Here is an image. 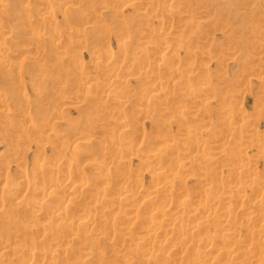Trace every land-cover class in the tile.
Instances as JSON below:
<instances>
[{
  "label": "rangeland",
  "instance_id": "374dc122",
  "mask_svg": "<svg viewBox=\"0 0 264 264\" xmlns=\"http://www.w3.org/2000/svg\"><path fill=\"white\" fill-rule=\"evenodd\" d=\"M0 3L1 6L3 5L0 8V18L4 20V30L8 29L9 33L7 36L0 34V58H2L0 59V169L3 170L0 173V238L4 246L20 248L23 255L22 261L24 260L22 262L16 257H13L15 259L9 258L10 256L4 253L5 256L0 255V264H62L61 261L53 263L49 258L35 257L33 254L42 247L41 245H43V250H50L52 254L59 255L60 259H58L63 258L68 264H124L123 262L126 263L128 260L125 256L133 258L134 261L130 260L131 264L134 262L142 264L146 258H142L140 252L135 251V253L137 252L135 255L133 250L125 249L129 240L133 237L135 239L140 237L138 247L143 251L144 246L141 244H144L148 238V224L146 223L150 221V215H152L149 213L165 211L167 208L171 212L173 209L174 212L181 210L178 208V203L170 206L172 210L169 205L165 206L167 204L164 202L166 197L163 198V195L159 194V197L156 195L154 203H152L151 196H146L149 189L161 188L167 179L170 181L168 177L166 179L162 177L158 181L156 177L155 179L151 176L149 171L158 166L171 174V170L177 169L175 165L176 167L182 166L180 170L178 169L179 171L185 168L187 175L184 173L183 175L186 177L182 176L184 179L181 177L182 179H177L175 183L173 182L175 180L172 181V179L171 182L168 181L170 184L167 182L169 186L165 185V187L171 188L169 190L166 187L169 191V193L166 192L167 195L176 199L179 197L177 200L180 201V198L186 195L191 198L190 194L194 193L192 197L195 200L192 198L189 200L195 202L188 201V203L195 209L196 205L201 202L199 200L201 195L209 194L210 201L208 200L206 204L200 206L203 210L199 208V212L204 211V216L211 214L212 217L216 212L219 215L226 213L225 220H223L225 214H223L224 216L220 215V217L223 216V218L221 217L223 224L215 221L216 224L212 218L208 223L213 222L212 224L215 223L216 227L221 226L222 230L223 227L226 226V229L228 226V231L221 232L220 227L221 231H218L215 226L214 230L213 226L208 223V226L211 227L207 228L206 224L202 228L206 234L212 230L214 235L211 233L207 235V238L212 240L215 238L214 242L218 241L220 244L218 243L219 245L216 246L217 244L215 245L213 241L204 243L207 247L202 245L201 251L203 255L206 254L204 257L207 258L208 254L209 257L200 264H216L217 260V264H250L251 262L259 264L264 261V0H3ZM45 11L49 12L47 17L43 16ZM1 30H3L2 27L0 33ZM38 36L41 38L39 39ZM190 39L194 40L192 41L194 43L186 45V41ZM123 42L126 46L119 48L120 44L118 43L122 44ZM4 48L6 51L2 53ZM108 48L114 50V56L106 59L103 54ZM143 48L145 51L147 49V53H143L145 55L141 54ZM9 50L11 52H7ZM6 52L7 54H4ZM94 53H100L96 54L98 58ZM164 56H166L165 62L162 63L160 58ZM110 62L115 67L118 65L117 68H114ZM109 63L111 70L113 68L114 71L118 70L116 73L112 71L114 75L117 74L120 77H117V80L121 81L123 77L127 76L120 83L117 80L111 82L109 76L112 74ZM87 76L88 79L90 77L89 80H93L89 82L91 85L87 83V86L90 85L89 92L82 91L80 87L85 83L83 80ZM157 79L161 80V85L157 84ZM79 88L81 93H78ZM149 89L160 90L159 92L163 90L165 96L155 93L153 94L157 96L155 99L149 97L147 95ZM65 96L70 99H64ZM156 99L157 101H155ZM150 100L153 101L150 102ZM117 101L118 103H116ZM106 109L109 112H106ZM140 109L141 111L144 109V112L141 113ZM179 111L184 114L182 117L185 120L180 116ZM93 112L97 113L95 114L97 120L94 117L91 118L94 116L91 115ZM177 112L181 119L177 116ZM223 113L224 115L228 113L233 120L226 119L227 115L226 118L223 117ZM110 116L111 119L113 116V121ZM119 116L120 118H116ZM24 117L32 119L35 126L24 123L22 121ZM108 117L109 121L106 120ZM114 118L124 122L127 126L122 125L128 129L125 130L121 127L122 130L117 129V131L118 120L116 121ZM6 119L10 120V123ZM48 119L56 123L50 127L51 130L48 129L50 132L44 129V133L40 126ZM43 120L44 122H42ZM104 123L105 125H103ZM107 123H109V127H106ZM192 125L196 126L193 128L194 131L189 127ZM93 128L96 129L95 132L90 133L89 130ZM108 129L109 131L112 129L116 134L111 132V136L108 135L110 134ZM196 129H198L197 132ZM120 131L123 134L128 131L127 137L122 136L121 133L117 134ZM42 135H45L44 140L39 143V137ZM114 135L116 138L118 137L116 140L120 141L121 139V144L116 142ZM119 135L122 136L120 139ZM51 136H54L55 140L52 139L50 143ZM248 137H253L254 141ZM85 138H88V143L81 146L80 142L84 143ZM112 138H114V141L112 140L114 143L110 140ZM45 139L48 141L47 144L44 143ZM75 139L77 140L75 141ZM101 140L104 143H101ZM61 141H63V145ZM189 142H196V144L198 142L197 150L195 145H193L194 149L191 146L188 147ZM239 142L246 145L242 146ZM252 143L253 145H251ZM78 144L80 147L77 148V151ZM87 144L89 145L87 146ZM124 144L125 148L127 146L130 149L123 150ZM38 146L41 148L38 149ZM85 146L86 150L83 148ZM233 146L238 147L234 148ZM259 146L261 149H258ZM87 147L90 149V153H88ZM83 149L85 151L83 152L85 153L83 154L84 158L87 156V159H83L84 163L81 161L83 156L79 155L82 154ZM123 152L127 155H123ZM89 154L90 156H88ZM233 154L238 158L236 159L235 156L233 158ZM71 155H74V159ZM146 155L151 160L148 166L141 163V159H144ZM208 155L212 157L211 164L214 166L203 162ZM114 157H117L115 161ZM120 157L125 159L121 160L125 163L116 169L118 168L116 163L118 160L120 161ZM75 159L82 163H78ZM47 160L49 166L44 167L45 169L40 168V164H47ZM62 160H65L63 164ZM66 160L69 163L72 161L73 164L76 162L75 167L72 166V163L68 165ZM236 160L240 162L237 161V163ZM202 162L205 167L208 166L207 170L210 173L207 175V170L204 169V172L202 170L207 175V177L204 176L205 178L201 172L202 166H204ZM183 165H185L184 168ZM65 166L67 168H64ZM98 166L104 169L101 170ZM112 166L113 168H111ZM52 167L55 168L54 171ZM59 168L60 170L57 171ZM105 170L113 173L112 177H107ZM115 170L118 171V174ZM49 171H53L54 176L63 180L60 188L51 186ZM183 172L185 171L180 173ZM21 173H26L23 174L26 179L20 180ZM231 173L237 174H234V177L231 176ZM246 173L247 175H245ZM95 174L97 175L96 179L94 178ZM98 175H103V179ZM105 177L108 179L106 180ZM83 179L84 182H80ZM202 179L208 180V183L211 182L206 185L203 183L204 180L201 183ZM242 180L248 181H245L247 182L246 186ZM215 181H218L217 184L222 183L224 188L222 186L218 189L211 187L215 185ZM241 181L244 182V185L240 183ZM10 183L13 184L10 186L11 188L8 187L11 185ZM239 185L243 186L239 188ZM74 186L81 188L78 189V187L79 191H76L73 190ZM37 188H40L41 191L39 189L36 191ZM196 188L202 192L199 193L200 191ZM107 189L110 190V195L107 194L108 192L106 193ZM224 189L226 195H231V199H233L230 200L229 205L228 202L225 203L227 210L223 211L224 204H215L210 209L209 205L213 197L225 195ZM243 189L244 191H242ZM34 190L37 192L36 196ZM80 190L82 191L80 192ZM125 190L126 192L130 190L128 193L136 196L133 197L131 203L125 205L127 210L132 207V210H128L130 212L128 215L136 218V221L133 220L128 224L129 219L126 218L128 215L125 217L127 219L125 221V218H121L125 215L115 218L112 214V211L115 210L114 207H118L115 204L119 197L118 192ZM185 190L192 192L187 194L188 192L186 191V193ZM210 190L218 195L214 196L209 192ZM237 190L240 194L238 196ZM239 190L242 192L240 193ZM255 190L256 193L257 190L260 193L257 198H255L256 193H253ZM39 191L41 194H38ZM102 191L105 192L102 193ZM183 191L184 194L186 193L185 195L182 193ZM207 191L208 193L204 195ZM166 193H163L164 196ZM115 195L118 197L115 198ZM12 198L17 199L13 201ZM113 198L116 202H113ZM238 198L239 200H237ZM95 199L96 202L98 201L97 203L94 201ZM134 199L138 201V203L135 201L137 204H133ZM90 202H95V204ZM146 203L148 204L145 206ZM37 205L43 208L40 211L46 215L44 219L46 217L48 219L54 213L62 212L67 215L66 223L58 228L54 226L55 229L50 230L52 233L48 230V236L46 235L48 231L43 235L41 230V234L38 233L37 226L40 228L44 223L40 222L43 220L38 221L32 213L33 210H39ZM35 207L36 209H32ZM89 208V211L93 212V217H96L93 222L83 223L80 216L85 211L84 209ZM233 210L235 211L232 212ZM229 211L231 212L229 213ZM189 212L191 211L189 210ZM129 216L128 218H130ZM255 216L260 221H256ZM146 217L145 226L142 224L144 223L142 219L144 220ZM228 220L229 223L231 222L230 224H227ZM251 220L252 222H250ZM192 221L193 219H190L187 222H191L189 225H193ZM224 221L226 222L224 223ZM158 222L159 220L156 221V223ZM70 223L75 226H72L73 232L65 227ZM88 223L90 224L87 225ZM123 223L127 225L128 231H123ZM33 224L37 229L35 226L33 227ZM235 228L238 232L232 231L234 240L223 236ZM209 229L210 231H206ZM143 230H146L145 234ZM202 231L197 232V236ZM92 232L93 236L96 233L100 235L94 236L95 241L91 237ZM175 233L176 231L171 232L173 235L169 233L168 236L163 232L162 234L158 233L157 236L160 238L157 237L156 241L160 239L163 245H160V241L159 245L162 247L157 246L156 249L154 246L157 244L154 245L149 241L146 242L148 244L145 245L146 249L144 250L149 251L151 248L152 251L158 252L159 249L160 251L163 249L164 252H162L166 255L158 252L161 257L156 260L157 264H175L174 261L176 264H186L187 262L189 264L191 263L189 261H192L191 264L197 263L195 260L199 259V256L196 255L200 248L194 247L190 239V244L187 242L186 247H182V249L179 246L181 242L179 234ZM202 233L197 238L201 237L202 240H206L203 237L206 234L203 233L202 236ZM75 234H78V238ZM95 237L98 238L95 239ZM257 237L258 239H256ZM63 238L73 242L69 246L60 248L58 241H65ZM134 238L133 240H135ZM169 238L174 240L170 241ZM219 238L222 243L218 240ZM179 247L181 252L183 250L182 253L175 251ZM204 247L205 250H203ZM228 249L235 251L231 255H226ZM125 250L127 255L124 254ZM254 250L262 251L261 253L259 251L258 254ZM83 251L88 252L89 257H83ZM192 252L196 257L192 256ZM222 252L225 253L222 254ZM176 253L180 255L177 256ZM252 255H255L254 260L251 258ZM242 256L246 259L240 258ZM246 260L249 261L246 262ZM156 261L154 262L156 263Z\"/></svg>",
  "mask_w": 264,
  "mask_h": 264
},
{
  "label": "bare ground",
  "instance_id": "6f19581e",
  "mask_svg": "<svg viewBox=\"0 0 264 264\" xmlns=\"http://www.w3.org/2000/svg\"><path fill=\"white\" fill-rule=\"evenodd\" d=\"M2 1H3V0H0V2H2ZM1 7H3V5L1 6V3H0V8H1ZM172 7H173V6H172ZM172 11H173V10H172ZM48 15H49V12H48V11H45V12L43 13V16H45V17H47ZM42 19H43V18H42ZM5 22H6V20H5ZM3 26H4V20H2V19L0 18V28L2 27V29H3V30H1L2 32L0 33L1 36H4V35L7 36V34L9 35V33L7 32L8 29H7V31H5L4 28H3ZM9 30H10V29H9ZM2 38H3V37H2ZM38 38L40 39L41 36H38ZM191 39H192V38H191ZM191 39L186 41V45H187V44L189 45V44L192 43V41H194V40H191ZM193 43H194V42H193ZM193 43H192V44H193ZM118 44H120V46H118L119 48H121V46H122V48H124L123 46H126L124 42H123L122 44H121V43H118ZM150 46H152V44H150ZM12 47H13V46H12ZM146 48H148V47H146ZM151 48L153 49V48H155V47H151ZM4 49H5V48H4ZM143 49H144V48H143ZM143 49L141 50V54H143V53H145V52L147 51V49H146V51H145V49H144V50H143ZM152 49H151V50H152ZM10 50H12V49H10ZM10 50L7 51V52H11ZM1 51H2V50H1ZM5 51H6V49H5L4 51H2V53L5 52ZM7 52L4 53V54H7ZM0 53H1V52H0ZM146 53H147V52H146ZM94 54H95V53H94ZM96 54L98 55V54H100V53H96ZM96 54H95V57L98 58V56H96ZM143 55H145V54H143ZM1 56H3V55L1 54ZM92 56L94 57V55H92ZM113 56H114V50L111 49V48L106 49V51H105L104 54H103V57L106 58V59L112 58ZM103 57H102V58H103ZM165 57H166V56L161 57V58H160V62H162V63L165 62V60H164ZM0 59H2V58H0ZM99 59H100V57H99ZM259 60H260V59H259ZM2 61H4V60H2ZM110 63L112 64V62H110ZM110 63L108 64V65H109V69H110ZM106 65H107V64H106ZM112 65H113V64H112ZM112 65H111V68H113V67H114V68H117V66H118V65H117V66L115 67V66L113 65V67H112ZM104 67H105V66H104ZM106 67L108 68V66H106ZM107 68H106V69H107ZM114 68H113V69H114ZM121 68H122V67H121ZM113 69H112V70L110 69V70H111V74L113 75V76H112V75L109 76L111 82H112V81H116L118 78H120V77L117 76V74L114 75V73H112V71L116 73V71H118V70L114 71L115 69H114V70H113ZM119 69H120V68H119ZM148 73H150V72H148ZM118 74H119V73H118ZM129 74H130V73H129ZM129 74H128V76H129ZM146 74H147V73H146ZM150 74H152V73H150ZM150 74H149V76L151 77ZM120 75L122 76L121 73H120ZM124 76H125V75H124ZM117 77H118V78H117ZM122 77H123V76H122ZM122 77H121V78H122ZM125 77H127V76H125ZM125 77H123V79H122L121 81H123V80L125 79ZM147 77H148V76H147ZM84 78H85V77H84ZM84 78H83V79H84ZM116 78H117V79H116ZM145 78H146V77H145ZM89 79H90V77H89ZM89 79H88V76H87V78H85V80H83V82L85 81V83L82 84L83 86L80 85V87L82 88V89H81L82 91H83V90H86V91L89 90V91H90L89 88H90V85H91V84H90L89 82H90L91 80H89ZM146 79H147V78H146ZM92 81H93V80H92ZM92 81H91V82H92ZM108 81H109V80H108ZM118 81H119V80H117V82H118ZM121 81H119V83H120ZM157 81H158L157 84H159V83H160V85L162 84V83L160 82V81H161L160 79H157ZM263 81H264V80H263ZM109 82H110V81H109ZM87 83L90 84V85L87 86V85H88ZM112 83H113V82H112ZM112 83H111V84H112ZM115 83H116V82H115ZM92 86H93V85H92ZM108 86H109V85H108ZM110 86H112V85H110ZM157 86H158V85H157ZM160 87L162 88V86H160ZM155 89H156V87H155ZM79 90H80V88L78 89V91H79ZM157 90H158V89H157ZM82 91H81V92H82ZM86 91H85V92H86ZM89 91H88V92H89ZM159 91H160V90L156 91V90L153 89V91H152V90L149 89V92L147 93V95H148L149 97H152V98L155 99L157 96H155V95H153V94H155V93H158V95H164V94H165L164 92H162L163 90H161L162 93L159 92ZM198 91H199V89H198ZM198 91H197V92H198ZM201 91H203V89H201ZM81 92L79 91L78 93H81ZM199 92H200V91H199ZM199 92H198V93H199ZM163 93H164V94H163ZM68 95H70V94L68 93ZM66 96H67V95H66ZM66 96H65L64 99H67V100L70 99L69 97H66ZM153 96H154V97H153ZM164 96H165V95H164ZM72 97H73V95L71 96V98H72ZM144 97H145V95H144ZM159 98H161V97L159 96ZM148 99H149V98H148ZM144 101H145V100H144ZM144 101H143V103H144ZM148 101H149V100H148ZM151 101H153V100H150V102H151ZM155 101H157V99H156ZM155 101H154V102H155ZM116 103H118V101H117ZM119 104H120V103H119ZM152 104H153V103H152ZM105 105H107V104H105ZM122 105H123V102H122ZM141 105H143V104H141ZM145 105H146V104H145ZM120 106H121V104H120ZM147 106H149V105H147ZM147 106H146V107H147ZM102 107H103V106H102ZM105 107H106V106H105ZM118 107H119V106H118ZM140 107L143 108V106H140ZM151 107H152V106H151ZM138 108H139V107H138ZM142 108H141V109H142ZM141 109H140V112H141V113H142V111L144 112V109H143L142 111H141ZM148 109H149V108H148ZM145 110H146V109H145ZM137 111H139V110L137 109ZM148 111H149V110H148ZM94 112H96V111L94 110ZM94 112L91 114V115H94V116H91V118L94 117V118L96 119L95 114H97V113H94ZM106 112H109V110L107 111V109H106ZM106 112H105V113H106ZM140 112H138V113H140ZM146 112H147V111H146ZM146 112L144 113V115L146 114ZM179 112H180V111H179ZM105 113H104V114H105ZM225 113H226V112H225ZM106 114H108V113H106ZM147 114H148V113H147ZM177 114H178L177 116H179V115L181 114V112H180V114L177 112ZM108 115H109V114H108ZM118 115H119V114H118ZM183 115H184V114H181L180 116L182 117ZM226 115L228 116V118L225 117ZM96 116H97V115H96ZM104 116H105V115H104ZM116 116H117V115H116ZM121 116H122V115H121ZM137 116H138V115H137ZM180 116H179V117H180ZM229 116H230V115H229L228 113L225 114V115H224V113H223V117H225L226 119H232V118L229 117ZM97 117H99V115H98ZM106 117H107V115H106ZM106 117H105V118H106ZM114 117H115V116H114ZM122 117H123V116H122ZM122 117H121V118H122ZM179 117H178V118H179ZM181 117H180V119H181ZM232 117H233V116H232ZM116 118H120V116H119V117H116ZM116 118H114V119L116 120ZM182 118L184 119V117H182ZM246 118H247V117H246ZM21 119H22V118H21ZM21 119H20V120H21ZM59 119H61V118H59ZM110 119H111V116H110ZM112 119H113V116H112ZM112 119H111V120H112ZM139 119H140V118H139ZM247 119H248V118H247ZM6 120H7V119H6ZM20 120H19V121H20ZM53 120H54V119H53ZM96 120H97V119H96ZM99 120H100V118H99ZM106 120L109 121V117H108ZM117 120H118V119H117ZM117 120H116V121H117ZM119 120H120V119H119ZM119 120L117 121V123L114 121V122L116 123V126L119 127V128H117V127L115 126V127H116V130H117V129H118V130L121 129V127H122V129H123L124 126L126 125L124 122L122 123V122H120ZM121 120H123V119H121ZM184 120H185V119H184ZM232 120H233V119H232ZM7 121H8V120H7ZM22 121H23L24 123H26V124H30V125H32V126H33V125L35 126V124H34L35 122H33V120L30 119L29 117H24V118L22 119ZM103 121H104V120H103ZM112 121H113V120H112ZM133 121L135 122V120H133ZM139 121H140V120H139ZM42 122H44V120H43ZM125 122L127 123V121H125ZM230 122H231V120H230ZM232 122H233V121H232ZM8 123H10V120L8 121ZM55 123H56V122L50 121V119L46 120L44 123H42V125H43V126L45 125V126H44V127H43L42 125L40 126V128L43 129V130H41V131L44 132V129H47V131L50 132V130H51L50 127H51L52 125H54ZM105 123H106V122H105ZM105 123H104L103 125H105ZM109 123H111V122H109ZM109 123H107V126H106V127H109V125H108ZM5 124H6V121H5ZM122 124H123L124 126H123ZM20 125H21V124H20ZM36 125H38V124H36ZM128 125H129V124H128ZM99 126L101 127V125H99ZM99 126H97V128H98ZM126 126H127V125H126ZM230 126H231V125H230ZM25 127H26V126H25ZM100 127H99V128H100ZM111 127H112V126H111ZM189 127H190V129L193 130V131H194L193 128H196V126H193V125H192V126H189ZM189 127H188V128H189ZM23 128H24V126L22 127V129H23ZM113 128H114V127H113ZM113 128H112V129H113ZM34 129H35V128H34ZM38 129H39V127H38ZM48 129H50V130H48ZM75 129H76L75 131H77V128H75ZM93 129H94V131H93ZM93 129H92V130L90 129L91 131L89 130V132H90V133H91V132L94 133L96 129H95V128H93ZM100 129H102V128H100ZM109 129H110V128H109ZM109 129H108L107 131H109ZM112 129L109 131L110 134H108V135H110V136H111V132H114V131H115V130H114L115 128L113 129L114 131H112ZM122 129H121V130H122ZM124 129L127 130L128 128H124ZM232 129H233V128H232ZM36 130H37V129H36ZM102 130H103V129H102ZM118 130H117V131H118ZM197 130H198V129H196L195 131L197 132ZM117 131H116V132H117ZM123 131H124V130H123ZM121 132H122V131H120V132L117 133V134H120ZM127 132H128V131H127ZM127 132H125V134L121 133L122 136L125 135V137H127V136H126V133H127ZM44 133H45V132H44ZM53 133H54V132H53ZM251 133H252V132H251ZM47 134H49V133H47ZM51 134H52V133H51ZM114 134H116V133L114 132ZM49 135H50V134H49ZM90 135H93V134H90ZM194 135H195V134H194ZM251 135L253 136V134H251ZM87 136H88V135H87ZM110 136H109V138H110ZM114 136H115V135H114ZM120 136H121V135H119V139L122 137V136H121V137H120ZM25 137H26V136H25ZM43 137H45V135H42V136L39 137V139H40L39 143H42V142H43V140H44ZM49 137H50V136H49ZM51 137H52V138H50V140H49L50 143L52 142L51 140L54 138V136H51ZM56 137H57V136H56V134H55V138H56ZM88 137H89V136H88ZM90 137H91V136H90ZM125 137H124V138H125ZM246 137H247V136H246ZM246 137H245V139H246ZM117 138H118V137H117ZM117 138H116V136H115V140H116ZM248 138H249V137H248ZM250 138H251V137H250ZM250 138H249V139H250ZM252 138H253V137H252ZM252 138H251L250 140H252ZM46 139H47V138H46ZM46 139H45V140H46ZM48 139H49V138H48ZM77 139H79V138H77ZM77 139H75V141H76ZM85 139H86V140H85ZM85 139H82L83 141L85 140L84 143H81V142H80L81 146H82V145L84 146V144L88 143V141H87L88 138H85ZM242 139H244V138H242ZM249 139H247V140H249ZM53 140H55V139H53ZM82 140H80V141H82ZM89 140H90V138H89ZM102 140H103V139H102ZM102 140L100 141L101 143L103 142ZM110 140H111V141H112V140L114 141V138H112V139H110ZM124 140H125V139H124ZM240 140H241V139H240ZM78 141H79V140H78ZM78 141H77V142H78ZM83 141H82V142H83ZM113 141H112V142H113ZM117 141H118V140H116V142H117ZM120 141H121V139H120ZM120 141H118V142H120ZM122 141H123V140H122ZM241 141H242V140H241ZM252 141H254V140H252ZM46 142L48 143L47 140H46L44 143L47 144ZM77 142H76V143H77ZM89 142H90V141H89ZM100 142H98V143H100ZM112 142H110V143H112ZM246 142H247V141H245V143H246ZM62 143H63V141H61V144H62ZM103 143H104V142H103ZM107 143H108V142H107ZM110 143H109V145H110ZM113 143H114V142H113ZM122 143H123V142H122ZM130 143H132V142H130ZM239 143H240V142H239ZM248 143H249V142H248ZM80 144H78V146L76 147V149L80 147ZM118 144H119V143H118ZM120 144H121V142H120ZM187 144H188V143H187ZM189 144H190V145H189ZM189 144H188V147L191 146L193 149H194V147H196L195 149L197 150L198 142H197V144H196V142H195V143H193V142L190 143V142H189ZM240 144H241V143H240ZM246 144H247V143H246ZM246 144H245V145H246ZM41 145H42V144H41ZM62 145H63V144H62ZM88 145H89V144H87V146H88ZM101 145L103 146L104 144H101ZM105 145H106V143H105ZM122 145H123V144H122ZM122 145H121V147H122ZM126 145H127V144H126ZM128 145H129V143H128ZM131 145H133V143H132ZM193 145H195V146L193 147ZM236 145H237V144H236ZM241 145H242V146H245V145H243V143H242ZM251 145H253V143H252ZM106 146H107V145H106ZM112 146H113V145H112ZM114 146H115V145H114ZM116 146H117V145H116ZM118 147H119V146H118ZM118 147H116V148H118ZM233 147H234V146H233ZM235 147H238V146H235ZM235 147H234V148H235ZM240 147H241V146H240ZM249 147H250V146H249ZM260 147H261V146H259L258 149H261ZM40 148H41V147L38 146V149H40ZM83 148L86 150V146L83 147ZM87 148H88V147H87ZM126 148H127V146H126ZM126 148H125V144H124V147H123L122 149L124 150V149H126ZM128 148L130 149V147H128ZM128 148H127V149H128ZM241 148H243V147H241ZM80 149H81V148H80ZM84 149H83V151H82V154H79V155H82V156H83V157H81V161H82L83 163H84L83 159H87V156H86V158H84V155H83V154H85V153H83V152H85ZM122 149H121V150H122ZM232 149H233V148H232ZM237 149H238V148H237ZM87 150H89V152H88V151H87V152L90 153V149L88 148ZM118 150H120V149H118ZM121 150H120V151H121ZM233 150H234V149H233ZM239 150H240V149H239ZM72 151H73V150H72ZM74 151H75V149H74ZM77 151H78V149H77ZM241 151H242V150H241ZM125 152H126V151H125ZM125 152H123V155L126 154V153H128L129 151H127L126 153H125ZM233 152H234V151H233ZM258 152H259V150H258ZM75 153H77V152H75ZM88 153H87V154H88ZM70 154H71V153H70ZM72 154H74V152H72ZM237 154H239V153H237ZM75 155H76V154H75ZM126 155H127V154H126ZM71 156H72V159H74V158H73L74 155H71ZM88 156H90V154H89ZM128 156H129V155H128ZM128 156H127V157H128ZM229 156H230V152H229ZM231 156H232V154H231ZM234 156L236 157V155L233 154V158H235ZM78 157L80 158V156H78ZM143 157H144V156H143ZM143 157H142V158H143ZM146 157H147V155L144 157V159H141V163H143V165L145 164L144 166H148V163L151 161V160H150V157H147V158H146ZM255 157H256V156H255ZM115 158H117V157H114V159H113V158H112V159L115 161ZM237 158H238V157H236V159H237ZM54 159H55V158H54ZM56 159H57V158H56ZM60 159H61V158H60ZM60 159H59V160H60ZM64 159H65V158H64ZM77 159H78V158H77ZM122 159L125 160L123 157H122V158L120 157V161L118 160L117 163L115 162L116 164H118L117 166L115 165L116 167L124 165L125 162L121 161ZM239 159H240V157H239ZM75 160H76V159H75ZM193 160H195V159H193ZM240 160H241V159H240ZM63 161H65V160H62V161H61L62 164H63ZM66 161H67V160H66ZM76 161H77L78 163H82L80 160H76ZM211 161H213V160H212V157H210V156L208 155V157L205 158V160H204L203 162H204L205 164L209 165V163L211 164ZM237 161H239V160H236V162H237ZM246 161H247V160H246ZM246 161H245V162H246ZM51 162H52V161H51ZM51 162H50V163H51ZM67 162H68V161H67ZM203 162H202V163H203ZM239 162H240V161H239ZM46 163H47V164H40L39 167H40V168H44V167L46 168L47 165L49 164L48 160L46 161ZM59 163H60V162H59ZM70 163L73 164L72 161H71ZM70 163L68 162V165H69ZM110 163H111V162H110ZM181 163H182V162H181ZM204 163H203V164H204ZM237 163H238V162H237ZM64 164H65V163H64ZM74 164H76V162H75ZM74 164L72 165L73 167H75ZM101 164H102V163H101ZM101 164H100V165H101ZM205 164H204V166H202L203 168L201 167V168H202V169H201V172H202V170H203V172H204L205 170L209 169V168H207V167H208L207 165H206L207 167H205ZM243 164H244V161H243ZM246 164H247V163H246ZM246 164H245V165H246ZM52 165H53V164H52ZM55 165H57V164H55ZM68 165H66V166L69 167ZM113 165H114V164H113ZM177 165H178V164H177ZM211 165L214 166L213 164H211ZM211 165H210V166H211ZM48 166H49V165H48ZM53 166H54V165H53ZM58 166H59V165H58ZM66 166H65L64 168H67ZM70 166H71V165H70ZM72 166H71V167H72ZM101 166H102V165H101ZM115 166H114V167H115ZM184 166H185V165H183V168H184ZM242 166H243V165H242ZM54 167H55V166H54ZM73 167H72V168H73ZM98 167H99V166H98ZM103 167H105V166H103ZM153 167H154V166H153ZM153 167H152V168H153ZM181 167H182L181 165H179L178 167H176V165H175V168H177V169L171 170V174H170V172H165V171H163V169H162L161 167H158V166H157V167L155 166V168H153V169L150 168L151 170L149 171V173H150L151 176H153L154 178L156 177V178L158 179V181H159L160 178L162 179V177H163V179H166V178L168 177V178H170V181H169L168 179H167V181L165 180L166 182H165V184L163 183L164 186L162 185L161 188H156V189L151 188V189H149L148 192L146 191V192H147L146 196H147V197H150V196H151V198L153 199V201H152L151 198H149V200H151L152 203H154V201L156 200V199L154 200V198H155L156 195H158V197H159V194H160V196L163 195V198L166 197L165 200H164V202L167 203V204H165V206L169 205V207H170L171 205H174L175 203H176V205H177V203H178V208H180L181 210H180V212H179V210H176V211L174 212V209H173V212H171V211H169V208H167V210H165V211L162 210V211H160V212H155V213L151 212V213H149V214H152V215H150V221L148 222V220H147L148 223H146V224H148V225H147V226H148V227H147V234H148V238H147V240H148V241L146 240V242L151 241L150 243H153L154 245L157 244L156 246H154V247L157 249V246L159 247L160 245H163V244L161 243L162 241H161L160 239H159L158 241H156L158 238H160L159 236H157L158 233L162 234V232H163L166 236H168L169 233L171 234V232L174 233V231H176L175 234H177V235L179 234L178 237H179L180 239H179V238H178V239H179V241L181 240V242L179 243V244H180L179 246H180L181 248H182V247H186V243H187V242H188L187 244H190V241H189L190 239H191V244H192L194 247L197 246V248H200V250H199L198 253H197L198 255H196V256H199V259L196 258L197 260H195V261H197V263L195 262V264H198V263L200 264V263L205 262V260L209 257V254L207 255V258L204 257V255H206V254L204 253V255H203V253H202V251H201L203 246L207 247L206 245H204V243H208V242H212V241H213V243H214L215 245L217 244L216 246H218V245L220 244L218 241H216L217 243L214 242L215 238H213L214 240H212L211 238H207V235H210L211 233H213L212 230L210 231L211 228H210L209 230H206V231H210L209 234H208V232H207V234H206V233H205V230H204V232H203V231H202V230H203L202 228H203L208 222H211V218H212V221H214V222H215V221H217V222H221V223L223 224V221H221V219H222L223 216H224L223 214H225V216H224V218H223V220H225L226 213H223V214L221 213V214L223 215V216H221V217H222V218H221V217H220L221 214L219 215V213H217V212L213 214V217H212L211 214H210V215H207V216H204V211H200V212H199V210L202 208V207L200 208V206H203V205L206 204L207 201L209 200V194H207L208 197H207V195H206V193H208V191L205 192V194H204V195H206V196L201 195V197H203V198L200 197L199 200H201V202H199L200 204L198 203L199 205L197 204L196 207L194 206L195 209H193V207H192L193 205L191 206V205L188 203V201H190L189 199H191V198H192V200L194 199V198L192 197V194H194V193H192V194L189 193V192H192V191H189V192H188V191H187L188 189L185 190V192H186V191L188 192V193L186 192L187 194H190V195H191V198H189L190 196L186 195L185 197L180 198V201L177 200L179 197H177V199H176V198H172L171 196L167 195V194L169 193V191H167V188H168V189L171 188V187H168V186H169L168 183L171 182V179H172V181L175 180V181H173V182L175 183V182L177 181V179H180L182 176L187 175L185 168H184V170H181V171H185V172H183L182 174L180 173L181 171H179V170L181 169ZM216 167H217V166H216ZM238 167H239V166H238ZM250 167H251V166H250ZM45 168H44V169H45ZM99 168H100V167H99ZM106 168H107V167H106ZM111 168H113V166H112ZM183 168H182V169H183ZM210 168H212V167H210ZM239 168H240V167H239ZM47 169H48V168H47ZM47 169H46V170H47ZM50 169H51V165H50ZM54 169H55V168H54ZM54 169H53V167H52V170H53V171H54ZM62 169H63V168H62ZM69 169H70V168H69ZM100 169L103 170L104 168H103V169L100 168ZM108 169H109V168H108ZM116 169H119V167L116 168ZM178 169H179V170H178ZM204 169H205V170H204ZM214 169H216V168L214 167ZM242 169H243V168H242ZM48 170H49V169H48ZM58 170H60V168L57 169V171H58ZM63 170H64V169H63ZM112 170H113V169H112ZM112 170H111V171H112ZM212 170H213V168H212ZM212 170H211V171H212ZM216 170H217V169H216ZM237 170H238V168H237ZM2 171H3V170L0 169V173H2ZM53 171H52V172L49 171V172L51 173V174H50L51 180H50V177L48 176V177H49V180L51 181V186H52V187H55V188H57V187L60 188V186H61V184H62L61 181H63V180H59V179L57 178L58 176L56 177V175L54 176V172H53ZM57 171H56V172H57ZM99 171H100V170H99ZM105 171H106V170H105ZM115 171H117V170H115ZM115 171H114V172H115ZM209 171H210V170H209ZM234 171H235V169H234ZM47 172H48V171H47ZM69 172L71 173V171H69ZM101 172H102V171H101ZM106 172H107V171H106ZM203 172H202L203 177H204V176L207 177V175H208V173H209L208 170L206 171L207 173L205 172L207 175L204 174ZM231 172H232V171H231ZM246 172H247V171H246ZM52 173H53V176H52ZM94 173L97 174V172H94ZM94 173H93V174H94ZM184 173H185V175H183ZM248 173H249V172H248ZM23 174H26V173H21V178H20V180H21V179H26V178H24ZM35 174H36V173H35ZM57 174H58V172H57ZM96 174H95L94 178L97 176ZM101 174H103V173H101ZM117 174H118V171H117ZM169 174H170V175H169ZM202 174H200V175H202ZM209 174H210V173H209ZM212 174H213V173H212ZM231 174H232V175H231ZM231 174H229V175L234 176V174H237V173H234V174L231 173ZM111 175H113V173L111 174L110 171L106 173V176H107V177H110ZM115 175H116V174H115ZM168 175H169V176H168ZM214 175H215V174H214ZM217 175H218V174H217ZM245 175H247V173H246ZM251 175H252V174H251ZM35 176H37V175H35ZM98 176H99V175H98ZM101 176H102V178H101ZM101 176H99V177H100L101 179H103V175H101ZM248 176H249V175H248ZM107 177H105L106 180L108 179ZM111 177H112V176H111ZM185 177H186V176H185ZM216 177H217V176H216ZM234 177H235V176H234ZM236 177H237V176H236ZM156 178H155V179H156ZM182 178H183V177H182ZM182 178H181V179H182ZM201 178H202V177H201ZM204 178H205V177H204ZM239 178H240V177H239ZM239 178H238V179H239ZM263 178H264V177H263ZM80 179H81V178H80ZM95 179H96V178H95ZM181 179H180V180H181ZM183 179H184V178H183ZM198 179H199V178H198ZM211 179H212V178H211ZM218 179H219V178H218ZM221 179H222V178H221ZM241 179H242V178H241ZM247 179H248V178H247ZM261 179H262V178H261ZM261 179H260V180H261ZM33 180H34V179H33ZM98 180H99V178H98ZM104 180H105V179H104ZM104 180H103V181H104ZM199 180H200V179H199ZM199 180H198V181H199ZM203 180H204V179L201 180V183H202ZM212 180H213V179H212ZM234 180H235V178H234ZM236 180H237V178H236ZM34 181H35V180H34ZM39 181H40V180H39ZM81 181L84 182V179H83V180H80V182H81ZM86 181H87V180H86ZM100 181H101V180H100ZM168 181H169V182H168ZM206 181H207V182H206ZM242 181H244V180H242ZM242 181L240 182L241 184H243V183H244L245 181H247V180H245L243 183H242ZM248 181H249V179H248ZM248 181H247V182H248ZM25 182H26V181H25ZM35 182H36V181H35ZM104 182H105V181H104ZM167 182H168V183H167ZM199 182H200V181H199ZM210 182H211V181H210ZM210 182H209V183H210ZM217 182H218V181H217ZM217 182L215 181V185H214V186H211V187H215L216 189H218L220 186H222V183H221V184H220V183L217 184ZM224 182H225V181H224ZM247 182H245V183H246L245 186L247 185ZM262 182H263V180H262ZM7 183H8V182H7ZM36 183H37V182H36ZM166 183H167V184H166ZM197 183H198V182H197ZM203 183H205V184L207 185L208 180H204ZM209 183H208V184H209ZM10 184H11V183H10ZM105 184H106V183H105ZM169 184H170V183H169ZM195 184H196V183H195ZM205 184H203V185L205 186ZM213 184H214V183H213ZM257 184H258V182H257ZM257 184H253V185H257ZM6 185H7V184H6ZM12 185H13V184L9 185L8 187L11 188L10 186H12ZM21 185H22V184H20V187H22ZM23 185H24V184H23ZM32 185L34 186V184H32ZM63 185H64V183H63ZM63 185H62V187H64ZM165 185H168V186H166L167 188L165 187ZM197 185H198V184H197ZM197 185H195V186H197ZM199 185H202V184L199 183ZM243 185H244V184H243ZM243 185H241V186H243ZM249 185H250V182H249ZM14 186H15V185H14ZM79 186H80V185H79ZM79 186H78V187H79ZM241 186L239 185V188H240ZM250 186H251V185H250ZM258 186H259V184H258ZM17 187H18V186H17ZM62 187H61V188H62ZM74 187H75V186H74ZM78 187H77V188H78ZM197 187H198V186H197ZM199 187H200V186H199ZM206 187H208V186H206ZM222 187H223V186H222ZM248 187H249V186H248ZM77 188L75 187L73 190H76V191H77V190L80 189L81 187H79L78 189H77ZM107 188H108V187H107ZM186 188H188V187H186ZM186 188H184V189H186ZM200 188H201V187H200ZM223 188H224V187H223ZM236 188H237V187H236ZM244 188H245V187H244ZM254 188H255V187H254ZM38 189L40 190V188H37L36 191H37ZM52 189H53V188H52ZM82 189H83V187H82ZM103 189H105V188H103ZM190 189H191V188H190ZM196 189L199 190V188H196ZM201 189H202V188H201ZM256 189H257V188H256ZM260 189H261V188H260ZM46 190H47V189H46ZM50 190H51V189H50ZM118 190H119V189H118ZM120 190H121V189H120ZM122 190H123V189H122ZM169 190H170V189H169ZM208 190H209V189H208ZM213 190H214V189H213ZM213 190H212V191H213ZM226 190H227V189H226ZM34 191H35V190H34ZM36 191H35V192H36ZM40 191H41V190H40ZM40 191H39V192H40ZM54 191H55V190H54ZM78 191H79V190H78ZM81 191H82V190H80V192H81ZM105 191H106V193L108 192L107 194H109V191H110V190L108 191V189H107V190H105ZM105 191H104V192H105ZM129 191H130V190H129ZM129 191H128V192H129ZM195 191H196V190H195ZM195 191H194V192H195ZM199 191H200V190H199ZM202 191H203V189H202ZM202 191H200L199 193H201ZM214 191L217 192V190H214ZM214 191L211 192V190H210L209 192L213 193L214 196H215L216 194L214 193ZM218 191H219V190H218ZM229 191H230V190H229ZM232 191H233V190H232ZM239 191H240V193H241L242 191H244V189H243L242 191H241V190H239ZM258 191H259V190H257V193H256V190L253 192L254 194L256 193V197H255V198H257L258 194H260V193H258ZM35 192H33V193H35ZM39 192H38V194H41V192H40V193H39ZM49 192H50V191H49ZM97 192H98V191H97ZM104 192L102 191V193H104ZM128 192H126V190H125V191H120V192H118V193H119V197L115 195V198L118 197V198H117V199H118L117 202H116L115 199L113 198V199H114L113 202H116L115 204L118 205L117 208L114 207L115 210H113V211H115V212H113V211L111 210V211H112V214L115 216V218H119V217L125 215L124 217H121V218L124 219V218L128 215V212L130 211V209L132 208V207H131L130 209H128V210H129V211H128V210H127V207H126L125 205L131 203V202L133 201V197H136V196H135V195L132 196V194H129L130 192H129V193H128ZM166 192H168V193H166ZM224 192H225V189H224ZM227 192H228V191H227ZM236 192H237V196L240 195V194H238V193H239L238 190H237ZM54 193H55V192H54ZM118 193H117V194H118ZM163 193H166V196H164L165 194H163ZM170 193H171V192H170ZM182 193L184 194V191H183ZM186 193H185V194H186ZM251 193H252V192H251ZM185 194H184V195H185ZM213 194H212V196H213ZM229 194H230V193H229ZM229 194H228V195H229ZM36 195H37V192L35 193V196H36ZM109 195H110V194H109ZM113 195H114V194H113ZM171 195H172V194H171ZM210 195H211V194H210ZM217 195H218V194H217ZM217 195H216V196H217ZM233 195H234V194H233ZM250 195H251V194H250ZM250 195H249V196H250ZM111 196H112V195H111ZM195 196H196V195H195ZM242 196H243V195H242ZM8 197H9V196H8ZM37 197H38V196H37ZM37 197H36V198H37ZM106 197H107V196H106ZM113 197H114V196H113ZM156 197H157V196H156ZM173 197H174V196H173ZM175 197H176V196H175ZM210 197H211V196H210ZM239 197H240V196H239ZM244 197H245V196H244ZM251 197H253V196H251ZM251 197H250V198H251ZM17 198H18V197H17ZM17 198H15V200H16ZM95 198H96V197H95ZM236 198H237V197H236ZM12 199H13V198H12ZM12 199H11V200H12ZM135 199H136V198H135ZM135 199H134L133 204H137V203H138V201H136ZM210 199H211V198H210ZM253 199H254V197H253ZM263 199H264V197H263ZM15 200L13 199V201H15ZM74 200H75V199H74ZM74 200H72V201H74ZM145 200H146V199H145ZM162 200H163V199H162ZM194 200H195V199H194ZM212 200H213V202H212ZM212 200H211V202H210L211 204L209 205L210 209H211V207H214L215 204H218V205H219V204H221V205L224 204V205H225V203L228 202V205H229L230 200L232 201L233 199H231V195H230V196H227V195H226V192H225V195H222V196H219V197H213ZM237 200H239V198H238ZM237 200H235V201H237ZM242 200H243V199H242ZM1 201H2V200H1ZM90 201H91V200H90ZM94 201L96 202V199H95ZM135 201H136L137 203H135ZM209 201H210V200H209ZM246 201H247V200H246ZM251 201H252V200H251ZM92 202H93V201H92ZM95 202H94V203H91V202H90V203H91V204H95ZM97 202H98V201H97ZM97 202H96V203H97ZM190 202H195V201H190ZM252 202H253V201H252ZM17 203H18V202H17ZM149 203H151V202L149 201ZM213 203H214V204H213ZM237 203H238V202H237ZM243 203H245V202H243ZM15 204H16V203H15ZM91 204H90V205H91ZM99 204H100V203H99ZM115 204H113V205L116 206ZM147 204H148V203H146L145 206H146ZM192 204H193V203H192ZM212 204H213V205H212ZM258 204H259V202H258ZM131 205H132V204H131ZM131 205H130V206H131ZM142 205H143V204H142ZM150 205H151V204H150ZM152 205H153V204H152ZM163 205H164V204H163ZM211 205H212V206H211ZM224 205H223V207H222V208H223V211H224V209L226 208L227 204H226L225 206H224ZM31 206H32V205H31ZM37 206H38V205H37ZM91 206H92V205H91ZM135 206H136V205H135ZM179 206H180V207H179ZM190 206H191V207H190ZM197 206H198V207H197ZM216 206H217V205H216ZM38 207H39V206H38ZM148 207H149V206H148ZM167 207H168V206H167ZM173 207H174V206H173ZM206 207H207V206H206ZM219 207H220V206H219ZM230 207H231V206H230ZM236 207H237V205H236ZM252 207H253V205H252ZM258 207H259V206H258ZM128 208H129V206H128ZM174 208H175V207H174ZM178 208H177V209H178ZM199 208H200V209H199ZM32 209H36V207H35V208H32ZM38 209H39V210L36 209V211L33 210V211H35V212L32 211V213L34 214V217H35L38 221H39V220H43V221H40V222H43L44 225L41 226L40 228H39V226H37V227H38V229H37V227L33 224V227H34V226L36 227V229L38 230V233H39L40 230H41V231H42V235H43V233H45V232L48 231V230H49V231H50L51 229L54 230V229H55L54 226H57V228H58V226L60 227V225L63 226L64 223H66V221H67V215L63 214L62 212H61V213H54V214H52L51 216H49L48 219H47V217H46V219H47V220H46V219H44V218H45L44 216H46V215H44V213H42L43 211H42V212L40 211V210H42L43 208H41V206H40ZM91 209H92V208H91ZM170 209L172 210L171 207H170ZM208 209H209V208H208ZM210 209H209V210H210ZM231 209H233V207H231ZM231 209H230V210H231ZM235 209H236V208H235ZM256 209H257V208H256ZM263 209H264V208H263ZM84 210H85V211H83V212H82L83 214H81V216H80L81 221H83V223L86 222V221H87V222H88V221L93 222V220H94V218H95L96 216L93 217V214H92L93 212H92V211H89L90 208H89V209H84ZM131 210H132V209H131ZM159 210H161V209H159ZM159 210H158V211H159ZM189 210H190L191 212H189ZM201 210H203V208H202ZM206 210H207V209H206ZM206 210H205V211H206ZM225 210H227V209H225ZM259 210H260V209H259ZM259 210H257V211H259ZM30 211H31V210H30ZM177 211H178V212H177ZM234 211H235V210H233L232 212H234ZM202 212H203V213H202ZM206 212H207V211H206ZM225 212H226V211H225ZM230 212H231V211H229V213H230ZM110 213H111V212H110ZM67 214H68V213H67ZM94 214H95V213H94ZM112 214H111V215H112ZM129 214H130V212H129ZM131 214L133 215V213H131ZM205 214H207V213H205ZM68 215H69V214H68ZM95 215H96V214H95ZM109 215H110V214H109ZM113 215H112V216H113ZM247 215H248V214H247ZM128 216H129V215H128ZM128 216L126 217L127 219H129L128 221H127V219L125 218V219H126L125 221H127V224H128V223H131L133 220L136 221V218L134 219V218H132V217H130V216H129L130 218H128ZM134 216H135V215H134ZM230 216H231V215H230ZM248 216H249V215H248ZM248 216H247V218H248ZM250 216H251V214H250ZM257 216H258V215H257ZM143 217H144V216H143ZM148 217H149V216H148ZM227 217H228V216H227ZM231 217H232V216H231ZM255 217H256V216H255ZM8 218H9V217H8ZM249 218H250V217H249ZM260 218H261V216H260ZM9 219H10V218H9ZM91 219H92V220H91ZM145 219H147V217L144 218V220L142 219V222L144 221V223H142V224H144V225H145ZM190 219H193V221H192L193 225H192V224L189 225V223H191V222H189V223L187 222V221L190 220ZM230 219H231V218H230ZM157 220H159L158 223H156ZM247 220H248V219H247ZM257 220H258V218L256 217V221H257ZM81 221H80V222H81ZM118 221H120V220H118ZM198 221H199V222H198ZM230 221H231V220H230ZM254 221H255V220H254ZM256 221H255V222H256ZM258 221H260V220H258ZM194 222H196V223H194ZM225 222H226V221H224V223H225ZM250 222H252V220H251ZM250 222H249V223H250ZM37 223H38V222H37ZM68 223H69V222H68ZM71 223L73 224L72 221H71ZM71 223H70V224H71ZM212 223H213V222H212ZM212 223H208V224H210V225L213 226V228H214L216 222L214 223V225H213ZM230 223H231V222H230ZM230 223H229V220H228L227 224H230ZM260 223H261V222H260ZM38 224H39V223H38ZM70 224H66L65 227H67V230H70L71 232H73L74 230L72 229V228H73L72 226H74V225H72V224L70 225ZM74 224H75V223H74ZM89 224H90V223H88L87 225H89ZM142 224H141V225H142ZM208 224L206 225V227H207V228H208V227H211V226H208ZM216 224H217V223H216ZM81 225H82V224H81ZM81 225H80V227H82ZM87 225H86V226H87ZM123 225H124V226H122L123 229H124L123 231L127 230V229H126V228H127V225H125V223H123ZM29 226H30V225H29ZM78 226H79V225H78ZM83 226H84V224H83ZM145 226H146V225H145ZM74 227H75V226H74ZM206 227H205V228H206ZM219 227H220V229H221V226H219ZM219 227H218V226H217V227L215 226L216 229L218 228V231H221L222 229L219 230ZM225 227H226V226H225ZM225 227H223V230H225V231L227 230V231H228V229H227L228 226H227L226 229H225ZM231 227H232V226H231ZM78 228H79V227H78ZM82 228H84V227H82ZM168 228H169V229H168ZM215 228H214V230H215ZM62 229H63V228H62ZM62 229H61V230H62ZM143 229H145V227H143ZM230 229H231V228H230ZM31 230H32V228H31ZM31 230H30V231H31ZM33 230H34V229H33ZM52 230H51V231H52ZM65 230H66V229H65ZM72 230H73V231H72ZM214 230H213V231H214ZM223 230H222L221 232H224ZM233 230H235V231H233ZM236 230H237L236 228H235V229H232L231 231L229 230V233L232 234V235H228L229 233H225L223 236H224L225 238L231 240V239L235 238V237H234V234L232 233V231H233V232H238V230H237V231H236ZM49 231L46 232V235L49 233ZM51 231H50V232H51ZM55 231H56V230H55ZM127 231H128V230H127ZM143 231H144V234H145V231H146V230H143ZM200 231H202L203 233L206 234V235H204V234L201 232V233H202V236L204 235L203 237H205L206 240H202L203 238H201V237H200L201 239H200V238H199V239L197 238V237H199V234H201V233H198V236H197V232H200ZM21 232H22V230H21ZM259 232H260V231H259ZM19 233H20V232H19ZM23 233H24V232H23ZM51 233H52V232H51ZM51 233H50V234H51ZM66 233H67V232H66ZM66 233H65V234H66ZM69 233H70V232H69ZM216 233H219V232L216 231ZM14 234H15V233H14ZM40 234H41V232H40ZM70 234H71V233H70ZM94 234H95V233H94ZM96 234H97V233H96ZM96 234H95L94 236H96ZM160 234H159V235H160ZM75 235H76V237L78 236V234H75ZM171 235H173V234H171ZM213 235H214V233H213ZM218 235H219V234H218ZM218 235H217V237H219ZM256 235H257V234H256ZM258 235H259V233H258ZM21 236H22V234H21ZM23 236H24V235H23ZM44 236H45V235H44ZM47 236H48V235H47ZM94 236H93V232H92V236H91L92 239L94 238ZM97 236H100V235L97 234ZM146 236H147V235H146ZM146 236H145V237H146ZM166 236H165V237H166ZM235 236H236V234H235ZM261 236H262V235H261ZM49 237H50V236H49ZM101 237H102V236H101ZM157 237H158V238H157ZM169 237H171V236H169ZM175 237H176V239H177V236H176V235H175ZM213 237H214V236H213ZM215 237H216V236H215ZM221 237H222V236H221ZM11 238H12V236H11ZM68 238H69V237H68ZM68 238H67V239H68ZM72 238H74V237H72ZM72 238H71V239H72ZM77 238H78V237H77ZM97 238H98V237H97ZM97 238L95 237V239H97ZM133 238H134V237H133ZM133 238L129 240V242H128L127 245H126V248H125V247H124V248H125L126 250H128V249H129V250H133L134 253H135V251H138V253L140 252L141 257H142V258H146V261L144 260L145 262L143 261L142 264H146V262H147V264H149V262H151V261H152L151 263L157 264V261H156V260L159 259V257H161V256H160V253H158V252H162L163 249H161L162 251H160V249H159L158 252H157L155 249H154L155 251H152L151 248H150L151 251H150L149 249H148L149 251L144 250V249H146V246H147V244H148V243L146 244V242H145L144 244H141V243H140L141 245H143V246L145 247V248L143 247V251H142V248H141L142 246L140 245V248H141V249H139V247H138V246H139V240H138V239L141 240V238H140V237H139V238L137 237V239L134 238L135 240H133ZM172 238H174V236H172ZM172 238H171V239H172ZM225 238H224V239H225ZM3 239H4V238H3ZM16 239H17V238H16ZM60 239H61V238H60ZM60 239H58V240H60ZM63 239H65V238H63ZM74 239H75V238H74ZM176 239H175V240H176ZM216 239H217V238H216ZM256 239H258V237H257ZM256 239H254V240H256ZM93 240H94V239H93ZM143 240H145V239H143ZM166 240H167V239H166ZM169 240H170V238H169ZM172 240H174V239H172ZM172 240H170V241H172ZM218 240L220 241V238H219ZM222 240H223V239H222ZM233 240H234V239H233ZM259 240H260V239H259ZM68 241H69V242H68ZM94 241H95V240H94ZM159 241H160V243H161L160 245H159ZM167 241H168V240H167ZM170 241H169V242H170ZM176 241H177V240H176ZM72 242H73V241H70L69 239H68L67 241H66V239H65V241H61V242L58 241V243H59L58 246H59L60 248H61V247L64 248V247H66V246H69ZM140 242H141V241H140ZM157 242H158V243H157ZM177 242H178V241H177ZM220 242H221V241H220ZM226 242H227V240H226ZM239 242H240V241H239ZM55 243H57V242H55ZM58 243H57V244H58ZM150 243H149V244H150ZM218 243H219V244H218ZM221 243H222V242H221ZM253 243H254V242H253ZM256 243H257V242H256ZM110 244H111V243H110ZM113 244H114V243H113ZM169 244H170V243H169ZM172 244H174V243H172ZM236 244H237V243H236ZM240 244H241V243H240ZM251 244H252V243H251ZM52 245H53V244H52ZM145 245H146V246H145ZM151 245H152V244H151ZM165 245H167V244H165ZM202 245H203V246H202ZM215 245H214V246H215ZM237 245H238V244H237ZM255 245H257V244H255ZM41 246L43 247V245H41ZM149 246H150V245H149ZM187 246H188V245H187ZM216 246H215V248H217ZM220 246H221V245H220ZM220 246H219V249H220ZM259 246H260V245H259ZM42 247H41V248H42ZM52 247H54V246H52ZM150 247H151V246H150ZM154 247L152 246V248H154ZM161 247H162V246H160L159 248H161ZM173 247H175V246H173ZM173 247H172V248H173ZM180 247H179V249L176 248L177 250H175V251H179V253H180V252H181V251H180V249H181ZM205 247H204L203 250H205ZM212 247H213V246H212ZM41 248H39V250L35 251V253L33 254L35 257L37 256V257H39V258H40V257H41V258H49L53 263H57V262L61 261L60 263H62V264H68L63 258H62L61 260H59V259H60V258H59V255L57 256V254H52V253L50 252V250L47 251V250H43V248H42V249H41ZM124 248H123V249H124ZM215 248H214V249H215ZM252 248H253V247H252ZM257 248H258V247H257ZM257 248H256V249H257ZM261 248H262V247H261ZM173 249H174V248H173ZM182 249H183V248H182ZM212 249H213V248H212ZM222 249H223V248H222ZM262 249H263V248H262ZM116 250H118V249H116ZM119 250H120V248H119ZM126 250H125V252L123 251L124 254H126ZM171 250H172V249H171ZM190 250H191V249H190ZM225 250H226V249H225ZM230 250H231V249H228L226 255H227V254H228V255H231V253L235 251V250H232V251H230ZM184 251H185V250H184ZM191 251H193V250H191ZM247 251H248V250H247ZM252 251H253V250H252ZM254 251H255V250H254ZM259 251H260V252H259ZM259 251H255V252H257V253H258V252L261 253L262 250H259ZM83 252H84V251H83ZM86 252H87V251H86ZM120 252H122V250H120ZM163 252H164V251H163ZM163 252H162V253H163ZM182 252H183V250H182ZM182 252H181V253H182ZM185 252H186V251H185ZM203 252H204V251H203ZM208 252H210V251H208ZM4 253H7V255L10 256L9 258H11V257H12V258H13V257H16V258L21 259V261H22V257H23V255H22V252H21L20 248H19V249H18V248L16 249V248L11 247V246H4V244L2 243V239L0 238V255L3 254V256H5ZM128 253H129V252H128ZM193 253H194V252L191 253L192 256H193ZM224 253H225V252H224ZM224 253L222 252V254H224ZM249 253H250V252H249ZM259 253H258V254H259ZM86 254H87V255H86ZM122 254H123V253H122ZM136 254H137V252L135 253V255H136ZM163 254H165V253H163ZM184 254H185V253H184ZM243 254H244V253H243ZM251 254H254V253L251 252ZM82 255H83V257H85V258H86V257H89V253H88V252H87V253L84 252V254H82ZM126 255H127V254H126ZM129 255H130V254H129ZM165 255H166V254H165ZM176 255H177V253H176ZM179 255H180V254H178L177 256H179ZM188 255H189V254H188ZM163 256H164V255H163ZM182 256H183V255H182ZM196 256H193V257H196ZM222 256H223V255H222ZM243 256H244V255H243ZM243 256L240 257V258H243V259H244V258L246 257V255H245V257H243ZM248 256H249V255H248ZM252 256H253V255H252ZM252 256H251V258H253V260H254V259H255V258H254L255 255H254L253 257H252ZM259 256H260V255H259ZM32 257H33V256H32ZM126 257H127L128 260L126 259V260H127L126 263H125V262H123V263H124V264H131L132 262H131L130 260H132L133 258H131V257L129 258L128 256H125V258H126ZM135 257H136V256H135ZM164 257H165V256H164ZM164 257H162V258H164ZM180 257H181V256H180ZM185 257H187V256H185ZM188 257H189V256H188ZM33 258H34V257H33ZM58 258H59V259H58ZM139 258H140V257H139ZM178 258H179V257H178ZM204 258H205V259H204ZM13 259H15V258H13ZM19 259H17V260H19ZM23 259H24V258H23ZM123 259H124V257H123ZM160 259H161V258H160ZM184 259H186V258H184ZM184 259H183V260H184ZM192 259H193V258H192ZM245 259H246V258H245ZM247 259H249V258H247ZM141 260H143V259H141ZM175 260H176V259H175ZM181 260H182V259H181ZM187 260H188V259H187ZM190 260H191V259H190ZM250 260H251V259H250ZM257 260H258V259H257ZM23 261H24V260H23ZM23 261H22V262H23ZM132 261H134V260H132ZM154 261H156V263H155ZM158 261H159V260H158ZM179 261H180V260H179ZM248 261H249V260H248ZM248 261L246 260V262H248ZM119 262H120V261H119ZM121 262H122V261H121ZM130 262H131V263H130ZM183 262H185V261H183ZM186 262H187V261H186ZM186 262H185V263H186ZM189 262L192 263V261H189ZM206 262H207V261H206ZM217 262H218V260H217ZM217 262H216V264H217ZM263 262H264V261H262V263L259 262V264H264ZM151 263H150V264H151ZM174 263L176 264L175 261H174ZM187 263H188V262H187ZM187 263H186V264H187ZM191 263H189V264H191ZM3 264H4V263H3ZM23 264H24V263H23ZM117 264H118V263H117ZM119 264H120V263H119ZM121 264H122V263H121ZM134 264H135V262H134ZM158 264H160V263H158ZM204 264H205V263H204ZM250 264H252V262H251Z\"/></svg>",
  "mask_w": 264,
  "mask_h": 264
}]
</instances>
